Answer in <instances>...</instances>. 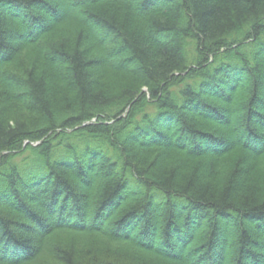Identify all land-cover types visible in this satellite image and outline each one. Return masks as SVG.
<instances>
[{
    "label": "trees",
    "instance_id": "1",
    "mask_svg": "<svg viewBox=\"0 0 264 264\" xmlns=\"http://www.w3.org/2000/svg\"><path fill=\"white\" fill-rule=\"evenodd\" d=\"M0 264H264V0H0Z\"/></svg>",
    "mask_w": 264,
    "mask_h": 264
},
{
    "label": "rangeland",
    "instance_id": "2",
    "mask_svg": "<svg viewBox=\"0 0 264 264\" xmlns=\"http://www.w3.org/2000/svg\"><path fill=\"white\" fill-rule=\"evenodd\" d=\"M157 194V197H158V199H160V200H163L164 199V195L162 194V193H156ZM183 253L185 252L184 250L182 251Z\"/></svg>",
    "mask_w": 264,
    "mask_h": 264
}]
</instances>
